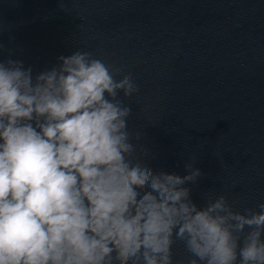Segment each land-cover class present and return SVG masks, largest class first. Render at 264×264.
I'll use <instances>...</instances> for the list:
<instances>
[{
  "label": "clouds",
  "instance_id": "obj_1",
  "mask_svg": "<svg viewBox=\"0 0 264 264\" xmlns=\"http://www.w3.org/2000/svg\"><path fill=\"white\" fill-rule=\"evenodd\" d=\"M57 60L35 77L0 60V264H174L176 243L186 264H264V201L198 206L196 159L155 171L133 143L132 76L89 51Z\"/></svg>",
  "mask_w": 264,
  "mask_h": 264
},
{
  "label": "water",
  "instance_id": "obj_2",
  "mask_svg": "<svg viewBox=\"0 0 264 264\" xmlns=\"http://www.w3.org/2000/svg\"><path fill=\"white\" fill-rule=\"evenodd\" d=\"M0 45L34 77L77 50L120 68L149 167L184 175L196 159L198 206L264 201V0H0ZM186 256L173 245L174 264Z\"/></svg>",
  "mask_w": 264,
  "mask_h": 264
}]
</instances>
